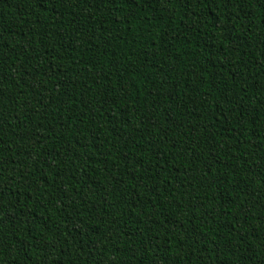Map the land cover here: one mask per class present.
I'll return each instance as SVG.
<instances>
[{
  "label": "trees",
  "instance_id": "obj_1",
  "mask_svg": "<svg viewBox=\"0 0 264 264\" xmlns=\"http://www.w3.org/2000/svg\"><path fill=\"white\" fill-rule=\"evenodd\" d=\"M0 264H264V0H0Z\"/></svg>",
  "mask_w": 264,
  "mask_h": 264
}]
</instances>
